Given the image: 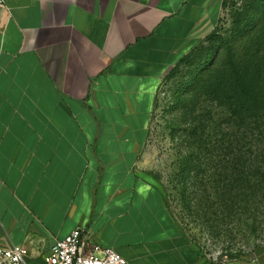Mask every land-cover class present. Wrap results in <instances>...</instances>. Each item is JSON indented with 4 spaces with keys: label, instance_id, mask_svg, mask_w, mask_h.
<instances>
[{
    "label": "crops",
    "instance_id": "1",
    "mask_svg": "<svg viewBox=\"0 0 264 264\" xmlns=\"http://www.w3.org/2000/svg\"><path fill=\"white\" fill-rule=\"evenodd\" d=\"M224 2L0 4V247L45 264L81 226L129 264H210L142 160L162 77Z\"/></svg>",
    "mask_w": 264,
    "mask_h": 264
},
{
    "label": "rangeland",
    "instance_id": "2",
    "mask_svg": "<svg viewBox=\"0 0 264 264\" xmlns=\"http://www.w3.org/2000/svg\"><path fill=\"white\" fill-rule=\"evenodd\" d=\"M262 27L264 0H225L214 30L162 77L150 121L143 171L210 264H264V105L243 121L234 96V61L261 50Z\"/></svg>",
    "mask_w": 264,
    "mask_h": 264
},
{
    "label": "built area",
    "instance_id": "3",
    "mask_svg": "<svg viewBox=\"0 0 264 264\" xmlns=\"http://www.w3.org/2000/svg\"><path fill=\"white\" fill-rule=\"evenodd\" d=\"M0 4H4V0H0ZM27 255L25 245L0 247V264H24ZM44 259L45 264H129L113 247L99 244L94 234L81 226L57 239Z\"/></svg>",
    "mask_w": 264,
    "mask_h": 264
},
{
    "label": "trees",
    "instance_id": "4",
    "mask_svg": "<svg viewBox=\"0 0 264 264\" xmlns=\"http://www.w3.org/2000/svg\"><path fill=\"white\" fill-rule=\"evenodd\" d=\"M257 34L258 36L253 37L256 38L255 42L261 41L263 44L261 50L257 48L253 51L250 61L246 63L240 58L234 61L240 67L237 76V92L234 95L235 105L238 117L243 121L247 117H255L256 121L262 119L260 108L262 104L264 105V78L261 75H264V54L259 58V53H264V27L258 30ZM234 79L236 80V77Z\"/></svg>",
    "mask_w": 264,
    "mask_h": 264
}]
</instances>
